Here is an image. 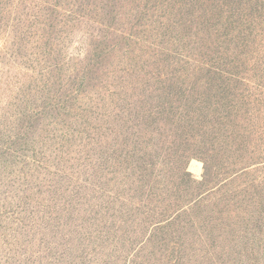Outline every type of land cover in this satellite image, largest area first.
<instances>
[{"label":"rangeland","instance_id":"1","mask_svg":"<svg viewBox=\"0 0 264 264\" xmlns=\"http://www.w3.org/2000/svg\"><path fill=\"white\" fill-rule=\"evenodd\" d=\"M0 264H264V0H0Z\"/></svg>","mask_w":264,"mask_h":264}]
</instances>
